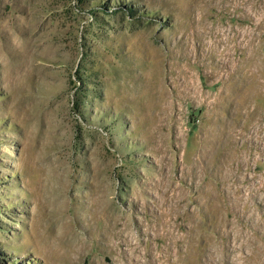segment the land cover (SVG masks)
I'll use <instances>...</instances> for the list:
<instances>
[{
  "label": "rangeland",
  "instance_id": "obj_1",
  "mask_svg": "<svg viewBox=\"0 0 264 264\" xmlns=\"http://www.w3.org/2000/svg\"><path fill=\"white\" fill-rule=\"evenodd\" d=\"M0 264H264V0H0Z\"/></svg>",
  "mask_w": 264,
  "mask_h": 264
}]
</instances>
